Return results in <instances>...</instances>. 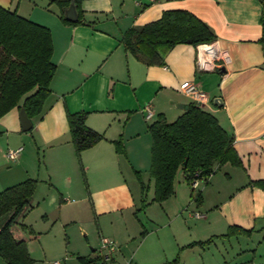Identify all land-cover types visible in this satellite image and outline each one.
Instances as JSON below:
<instances>
[{"label": "crops", "instance_id": "crops-1", "mask_svg": "<svg viewBox=\"0 0 264 264\" xmlns=\"http://www.w3.org/2000/svg\"><path fill=\"white\" fill-rule=\"evenodd\" d=\"M50 1L0 0L1 7L50 30L56 65L50 94L40 114L30 118L29 131L21 129L20 107L0 117V191L35 179L23 210H33L34 205L38 209L46 197L53 204L58 201V218L65 223L78 222L81 215L77 207L67 211L65 206L86 199L99 240L108 237L117 246L110 264H164L175 259L177 264H243L227 259L224 252L232 236L252 235H257L258 245H247L245 250L254 253L246 263L259 264L255 252L259 238L264 241V0H81L76 25L63 22L60 6H50ZM166 10H185L204 22L215 34L205 44L227 60H216L215 70H200L199 44L179 43L167 51L162 64H147L124 48L121 39L128 29L159 19ZM186 80L206 93L202 108L233 137L240 165L217 166L199 185L200 204L191 198L192 189L181 175L174 194L159 203L161 212L149 218L161 225L149 231L140 214L158 202L138 207L128 180L139 187L133 172L149 170L148 125L159 114L174 121L192 102L179 90ZM146 105L153 111L149 120L144 117ZM80 111L86 114V126L103 139L78 158L66 114ZM116 140L121 141V153L115 150ZM20 146L17 159H9L7 150ZM80 171L87 174L85 190L79 185ZM195 212L202 216L195 217ZM231 226L249 232L226 235ZM28 230L27 236L36 239L33 228ZM20 238L34 264L30 242ZM0 264H5L1 257Z\"/></svg>", "mask_w": 264, "mask_h": 264}, {"label": "trees", "instance_id": "trees-1", "mask_svg": "<svg viewBox=\"0 0 264 264\" xmlns=\"http://www.w3.org/2000/svg\"><path fill=\"white\" fill-rule=\"evenodd\" d=\"M54 1L61 8L63 22L80 23V17L75 22L64 18L63 11L70 0ZM80 1L74 0L79 15ZM214 39L211 29L190 12L166 10L159 19L128 29L121 43L136 58L159 65L176 44L196 45ZM261 40H264V30ZM52 53V37L46 26L0 6V117L21 106L29 118L40 114L56 70ZM85 116L82 111L66 114L70 140L78 158L82 150L103 139L102 134L86 126ZM148 132L151 139L148 171L153 180V202L160 203L174 194L178 173L189 184L194 178L206 181L217 166L226 162L240 165L232 145L233 137L220 127L213 115L193 102L172 122L159 114L148 125ZM114 145L116 152L123 151L120 140L114 141ZM35 186V179H26L0 191V257L5 264L33 263L26 242L15 238L11 227L29 205ZM191 191V198L200 204L199 191ZM239 232L249 231L231 226L226 235ZM209 242L210 239L198 243ZM102 258L105 257L77 256L79 264H97ZM164 264H177V259Z\"/></svg>", "mask_w": 264, "mask_h": 264}, {"label": "rangeland", "instance_id": "rangeland-1", "mask_svg": "<svg viewBox=\"0 0 264 264\" xmlns=\"http://www.w3.org/2000/svg\"><path fill=\"white\" fill-rule=\"evenodd\" d=\"M56 4H58L56 1H50L48 5L54 6ZM41 156L42 152L39 153L40 158ZM81 171L78 181L80 187L82 186L85 190L88 178L86 176L87 174ZM133 173L135 177L139 179V187L135 186L134 180L131 179L128 180L129 184L131 185L134 196L137 198L138 207L142 204L145 207L153 196V180L148 171L141 172L140 174L138 172ZM181 175L182 174L178 173L175 184H177V179L180 180L182 178ZM199 188L200 187L197 189ZM78 199L79 198H76V200L65 206L67 211L70 208L77 207L81 214L80 216L78 215V217H80L78 222L65 223L64 220H59L57 212L58 201L53 204L45 197L38 209H36L34 205V209L32 208L33 210L27 208L23 210L16 223L11 227L12 233L17 239L26 237L25 239L30 242L33 248V253H31V255L34 259H37L34 264H53L54 261H59L61 264H79L77 254L74 252L75 250L95 253V257L100 256L98 249L100 246L98 229L96 223L91 218L89 203L86 199ZM26 210L28 211L26 212ZM145 212L146 214L140 212V218L147 230L150 231L157 225H161L160 221L151 222L149 220V218H155L154 215L156 213L159 214L161 212V205L159 203L152 204ZM45 213L48 214H46V217L44 216ZM25 225L26 227H23ZM30 228H33V235H37L36 239L27 236L29 232L28 229ZM141 228V230H143V227ZM150 238L156 239V234H151ZM259 240H261V244L255 252L256 258L260 262L259 264H264V241H262V237H260ZM257 241V235H252L250 238L238 237V239L236 236H232L228 241L229 245L226 246L224 254L227 255V259L237 258L239 262L247 264L246 261L253 257L254 251L245 249L247 245L257 246ZM96 248V251H92V249ZM118 259L119 257L116 259L119 262ZM104 262L105 264L111 263L108 259L102 258L98 260L97 264H104Z\"/></svg>", "mask_w": 264, "mask_h": 264}, {"label": "built area", "instance_id": "built-area-1", "mask_svg": "<svg viewBox=\"0 0 264 264\" xmlns=\"http://www.w3.org/2000/svg\"><path fill=\"white\" fill-rule=\"evenodd\" d=\"M199 48V62H198V68L200 70H215L216 67L219 65L215 63L216 60L220 61H226L227 56L225 54H220L217 53L215 48L211 44H205L201 43L198 45ZM210 58V59H209ZM179 90L181 93H183L185 96L189 97L191 101L199 106L203 107L204 104L207 102L208 98L206 93L199 88V86L191 81V80H186L180 83L179 85ZM145 111V119L149 120L153 116V111L150 108L149 105H146L144 108ZM22 146L15 148V149H8L6 152V155L9 159L11 160H16L19 154L22 151ZM205 181L204 179L200 178H194L193 180L190 181L189 185L191 189L194 191H197L199 185L201 182ZM195 217H201L202 214L199 212L193 213ZM117 250V246L111 238L108 237H101L100 238V246H99V251L103 257L108 259L110 255ZM127 264H131L130 261L127 262Z\"/></svg>", "mask_w": 264, "mask_h": 264}, {"label": "water", "instance_id": "water-1", "mask_svg": "<svg viewBox=\"0 0 264 264\" xmlns=\"http://www.w3.org/2000/svg\"><path fill=\"white\" fill-rule=\"evenodd\" d=\"M63 15L64 18L70 22H75L78 19L77 7L74 0H70L68 6L63 11ZM214 102H216V100ZM19 119L21 129L23 131H29L32 127V123L23 106L19 109Z\"/></svg>", "mask_w": 264, "mask_h": 264}]
</instances>
